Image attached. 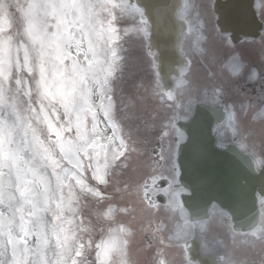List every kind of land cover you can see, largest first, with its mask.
Returning a JSON list of instances; mask_svg holds the SVG:
<instances>
[{
    "label": "snow or ice",
    "instance_id": "snow-or-ice-1",
    "mask_svg": "<svg viewBox=\"0 0 264 264\" xmlns=\"http://www.w3.org/2000/svg\"><path fill=\"white\" fill-rule=\"evenodd\" d=\"M172 15L181 21L178 71L163 78L157 72L126 93V38L151 40L153 24L159 34ZM205 42L191 0L167 16L139 0H0V264H131L138 205L149 214L152 264H169V247L193 253L182 264H256L235 254L241 246L258 249L264 264V196L258 210L242 195L227 211L212 205V218L231 232L229 246L208 239L197 188L181 182L199 149L186 129L209 119L201 106L235 107L224 84L193 87L191 66L207 55ZM147 46L155 67L153 44ZM145 101L153 105L147 115ZM228 127L247 151L237 112ZM136 166L143 174L127 178Z\"/></svg>",
    "mask_w": 264,
    "mask_h": 264
},
{
    "label": "flooded vegetation",
    "instance_id": "flooded-vegetation-1",
    "mask_svg": "<svg viewBox=\"0 0 264 264\" xmlns=\"http://www.w3.org/2000/svg\"><path fill=\"white\" fill-rule=\"evenodd\" d=\"M256 10L259 18L263 22L261 34L255 39H244L238 42H233L228 35L222 40L211 41L207 40L203 47L206 49L205 57H198L191 66V80L193 87L200 86L198 84L199 74L204 71V77L200 80L201 87H205L210 83L224 84L228 89L227 104L228 110L221 107L222 118L215 124L214 133L217 137V145L224 149L229 145H235L237 148L248 154L256 169H260L264 161V118L253 119L257 116L261 108H264V0L256 1ZM202 21L210 23L209 11L203 10ZM212 23V20H211ZM210 25V24H209ZM212 25L210 26V28ZM214 74V79L211 81L208 78V72ZM205 78V81L203 82ZM237 112L241 118V127L247 136L246 144L248 150L242 146L239 137H234L232 130L228 127L230 114ZM219 129V134H218ZM254 145V148L252 147ZM254 151L255 155H250ZM144 168L136 166L134 171L135 180L143 174ZM166 175V173H165ZM162 188L168 185L165 181H158ZM188 197L192 194V189H188ZM143 195V193H141ZM236 197V194H232ZM263 193L257 189L255 197L259 207V200ZM157 204L163 205L166 203V198L163 193L158 192L154 197ZM182 198V197H181ZM206 201H201V206L206 209L208 216V239L213 238L224 241L227 245L232 244L231 232L220 224L216 223L212 218V205L215 204L219 208L227 211V208L219 203L212 201L210 205H206ZM228 201H226V205ZM209 206V207H208ZM144 205H138L133 221L136 229L129 249V259L131 264H152L156 257V245L152 239L151 230L148 225L149 214L143 211ZM161 215L163 213L161 212ZM129 217L117 216V220H129ZM243 229L237 227L236 231L240 232ZM242 237H237V241L242 240ZM152 244L149 247V244ZM190 245L195 247L193 241H189ZM223 254V253H222ZM238 257L247 256L250 261H255L259 264L262 255L259 250H251L245 247H238L235 253ZM185 255L191 256L192 252L182 253L179 248L169 247L165 249V257L169 264H182ZM199 259V257H197Z\"/></svg>",
    "mask_w": 264,
    "mask_h": 264
},
{
    "label": "water",
    "instance_id": "water-1",
    "mask_svg": "<svg viewBox=\"0 0 264 264\" xmlns=\"http://www.w3.org/2000/svg\"><path fill=\"white\" fill-rule=\"evenodd\" d=\"M139 2L141 6L151 5L153 8L161 9L166 16L173 6L182 4V0ZM214 8L218 14L217 24L223 30H230L233 39L257 34L260 23L253 10V0H217ZM180 25L181 21L172 15L170 20L161 24L159 34L155 24L150 29L152 37L148 41L158 52L157 70L162 78L170 72L174 75L180 67L178 61L181 54L177 45ZM201 107L207 111L209 119L196 129H186L190 134L195 133L199 149L181 169V182L195 184L199 199L205 200L207 204L211 200H216L226 206V201L235 200L242 195L249 206L255 205L254 190L256 187L264 186V172L258 174L248 157L234 155V151L224 152L214 145L216 138L211 131L214 120L219 118L217 109L214 110L209 105ZM232 194H236V197L234 198ZM255 208L257 210L256 205Z\"/></svg>",
    "mask_w": 264,
    "mask_h": 264
},
{
    "label": "rangeland",
    "instance_id": "rangeland-1",
    "mask_svg": "<svg viewBox=\"0 0 264 264\" xmlns=\"http://www.w3.org/2000/svg\"><path fill=\"white\" fill-rule=\"evenodd\" d=\"M201 1L202 0H191V3H193L202 10ZM122 26L130 27V25L127 24ZM124 47L127 52L126 70L124 74V89L126 93L134 94L137 92V89L140 85H147L152 82L156 78L157 72L156 68L153 66L152 63V56L149 55V48L147 47L146 40H142L139 36L135 35L134 33H130L129 36L126 38V43L124 44ZM203 76V73H200L198 81V84L200 86L196 88H203L201 87L202 85L200 82ZM204 81L205 78L203 82ZM142 108L144 114L147 115L151 113L152 110L150 109L153 108V105L151 102L145 101L142 104ZM132 174L133 173L129 172L128 177H131Z\"/></svg>",
    "mask_w": 264,
    "mask_h": 264
},
{
    "label": "bare ground",
    "instance_id": "bare-ground-1",
    "mask_svg": "<svg viewBox=\"0 0 264 264\" xmlns=\"http://www.w3.org/2000/svg\"><path fill=\"white\" fill-rule=\"evenodd\" d=\"M154 53H156V55L158 54V52H154Z\"/></svg>",
    "mask_w": 264,
    "mask_h": 264
}]
</instances>
